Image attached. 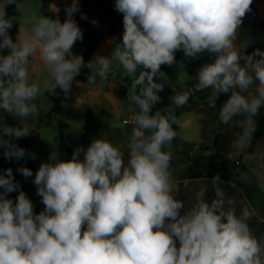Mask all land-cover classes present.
Returning a JSON list of instances; mask_svg holds the SVG:
<instances>
[{
	"label": "clouds",
	"instance_id": "clouds-1",
	"mask_svg": "<svg viewBox=\"0 0 264 264\" xmlns=\"http://www.w3.org/2000/svg\"><path fill=\"white\" fill-rule=\"evenodd\" d=\"M25 3L0 0V110L22 121L12 126L0 119V149L7 160L25 157L26 150L13 141L27 137L31 131L23 121L40 114L35 101L41 89L30 75L36 56L51 77L48 91L59 88L66 96L82 67L94 84L97 76L107 79L116 61L132 77L128 98L139 111L126 163L102 136L76 149L70 160L50 154L33 180L44 205L39 214L25 192L19 191L15 202L8 198L20 188L12 169L0 173V264H264V235L251 230L247 207L237 214L219 173L210 181L214 196L206 199L208 189L200 188L182 214L184 204L173 194L172 154L165 150L177 137L173 126L179 121L174 112L150 114L164 87L155 78L167 80L161 66L175 64L177 51L188 59L215 54L214 62L198 69L191 87L169 98L171 105L183 107L196 93L212 90L208 106L215 108L219 95L230 93L219 108V122L241 117L242 131L230 146L238 152L250 147L249 126L264 107V51L241 55L235 42L253 0H115V10L123 14L122 40L110 56L95 55L86 65L72 53L83 39L73 19L79 0L65 7L63 22L55 4L49 6L55 19L33 13L26 21L30 30L21 34L19 27L13 40L9 32L17 19L6 9L20 12ZM127 123L117 120L111 127ZM18 171L32 176L27 167ZM239 179L250 183L247 172Z\"/></svg>",
	"mask_w": 264,
	"mask_h": 264
},
{
	"label": "rangeland",
	"instance_id": "rangeland-1",
	"mask_svg": "<svg viewBox=\"0 0 264 264\" xmlns=\"http://www.w3.org/2000/svg\"><path fill=\"white\" fill-rule=\"evenodd\" d=\"M52 4H55L59 8L58 18L63 22L66 18L64 9L72 4V0H52L49 6ZM49 6L45 7L42 0H26L25 7L20 12L15 8L12 16H16L17 20L14 21V24L29 31L31 25L26 23V21L30 19L33 13L39 16L45 15V12H49L57 17V14L51 11ZM252 13H255L253 9L245 15L241 24V26H245V35L241 34L239 35L240 38L237 39L236 47L241 55L250 54L249 52H253L255 49L263 51L264 48L260 40L262 33L259 25L255 23L254 16L256 13L254 16H252ZM77 15L79 16V11L74 15L73 19H76ZM81 30L83 32V39L74 44L72 53L82 56L83 60L85 59L84 63H88L85 53L87 50L86 36L89 33L83 29ZM7 52L8 50L5 49L2 54H7ZM177 53L178 51L175 53V64L172 66H161V71L166 74L167 80L165 81L159 77L155 78L156 82L163 84L164 87L162 91L157 93L161 97L160 102L153 106L150 113L154 114L157 110H160L161 114L164 115L174 112L179 121L178 125L173 126L177 132V137L172 142L171 147L165 149L172 154V187L173 189L176 188V193L181 188L182 193L185 195L183 204L184 212H186L195 203V195L200 188L205 187L208 189L206 199L210 200L214 196L210 183L211 178H191L194 174L205 175L212 168L221 170V173L226 172L230 174V181L224 182L222 185L226 196L233 199L234 204L232 207L235 208L237 214L240 213L243 207L249 209L251 212V219L248 222L249 226L253 233L257 237H260L262 236L261 231L264 235V168L261 167V164H264V135L256 141L254 149L249 153L242 155L243 152L232 149L230 146L232 141L242 131L240 128L242 118L236 117L228 124L220 123L218 112L225 101L220 102V104L216 103L215 108H210L208 106V97L212 95V90L196 93L195 96L190 97L188 103L183 107L176 108L174 105H171L169 98L175 92L186 91L191 87L194 83L193 77H195L198 69L205 63L214 62L216 58L215 54H209L208 52L199 54L195 59H188L184 54L176 58ZM241 63L243 64V61ZM82 68L85 69V67ZM111 68L112 71L107 79L102 80L97 76L94 84L89 83L88 80H83L76 87H72L66 96L59 88L55 90V93L48 91L47 83L51 77L44 65L36 63L37 71L35 76L31 77L32 82L36 83L41 89V95L35 101L40 108V114L39 116H29L25 120L31 133L29 134L28 146L25 148L26 155L23 158L24 160L33 159L32 155L34 154V159L47 163L53 151L59 154L61 160H70L71 158L66 153V145L63 142L61 134L64 138H67L70 129H74L70 132L72 136L69 140L73 152L81 147L86 149L93 139L102 136V138L110 141L123 153L125 163L127 162V144L135 124L129 123L122 128L111 127L112 123L117 120L110 101L103 93L106 91L108 83L111 81L112 85H114V88L109 90V97L118 104H124L127 115L129 113L135 114L139 111V108L128 98V88L132 77H128L119 68L116 61H112ZM141 70L138 68L137 74ZM88 74L90 75V71ZM53 98L60 99V113L58 115H55L52 111ZM195 104L198 106L193 107ZM130 108L135 109V112L130 111ZM4 113L3 110H0V119ZM8 115L17 118L13 114ZM54 117L57 119V122L62 124L63 132L57 130L55 127L52 129H42L37 132L34 131L38 118H43L41 123L38 120L37 125L40 126L44 125L46 121H55ZM19 121L22 122L21 120ZM254 127L255 124L253 122L249 126V131L252 132ZM241 155L242 164L254 173L257 178L256 181L250 178V183H242L239 179L240 172L238 166L229 163L230 161L239 159ZM80 159H83V153L80 154ZM11 169L15 182L21 186L29 184L15 165H12Z\"/></svg>",
	"mask_w": 264,
	"mask_h": 264
},
{
	"label": "trees",
	"instance_id": "trees-1",
	"mask_svg": "<svg viewBox=\"0 0 264 264\" xmlns=\"http://www.w3.org/2000/svg\"><path fill=\"white\" fill-rule=\"evenodd\" d=\"M43 5L45 7L49 6L50 0H42ZM115 4V0H91V1H80L79 2V11H80V15L82 17L86 16L87 19H74L76 21V23L78 24V26L80 27V29H82L83 27H87V26H91V27H98L102 24V22L104 21L105 18H110L115 20L118 23H123V14L119 13L118 11L115 10L114 7ZM15 10L14 6H8L6 11L8 13L9 16L13 15V12ZM45 15L50 17V18H57L55 17L52 13L49 12H45ZM96 16L95 19H93V17ZM95 20L97 21V24H93L92 21ZM10 36L13 38V40H15V27L13 25V28L10 30L9 32ZM86 46H87V50L85 55L89 54L92 50V44H91V40L89 35L86 36ZM183 53V51H178V53L176 54V58H179ZM229 94H222L218 99H216V103L220 104L221 101H226L229 98ZM53 102V112L57 113L58 109H59V104H60V99L59 98H53L52 99ZM198 105L195 104L193 107H197ZM192 109V108H191ZM52 112V113H53ZM1 119H3L4 122L8 123L9 125L14 126L15 124H19L20 122L18 120H16L14 117L8 115L7 113H4L3 116L1 117ZM43 121V118H40L39 123H41ZM254 130L251 132L252 134V141H251V145L248 149H246L245 151H243V154L249 153L251 152L254 147H255V143L256 141L262 137V135L264 134V113H263V107L260 109V113L257 117L254 118ZM44 125H49V122L46 121L44 123ZM57 127L59 128L60 126L57 125ZM61 137L63 139V142L66 145V153L70 154V148L68 145V141L64 138V136L61 134ZM13 143L17 144L19 147L21 148H26L28 146L29 143V135L27 137H23L20 138L18 140H14ZM242 155L239 159L237 160H233L230 161L229 163L238 166L239 168V172L241 173L243 172H247L249 174V178L253 179L254 181L257 180L256 176L254 175V173H252L251 171H249L247 168H245V166L242 164L241 159H242ZM12 165H15V167L17 169L21 168V167H27L29 169L32 170V176L27 177L26 180L31 183L33 186V180L35 178V173L38 170L39 166L41 165V162L37 159H30L28 161L24 160L23 158L20 160H16L13 159L11 161L7 160L4 156H3V149H0V173H3L5 170L11 168ZM221 171V170H220ZM219 170H217L216 168H212L208 173H206L205 175L202 174H194L191 178H195V179H199V178H212L213 175L219 173L221 179L224 182H229L231 179L230 174L224 172L221 173ZM223 172V171H222ZM19 191H23L26 193V195L30 192V189L27 187H23L20 186V188L17 191H14L12 193L8 194V198L12 199L15 202V199L19 193ZM175 198L184 202L185 200V195L182 193L181 188H179L178 192L175 195ZM184 212V208L182 209V214ZM261 235H263V232L261 231Z\"/></svg>",
	"mask_w": 264,
	"mask_h": 264
},
{
	"label": "crops",
	"instance_id": "crops-1",
	"mask_svg": "<svg viewBox=\"0 0 264 264\" xmlns=\"http://www.w3.org/2000/svg\"><path fill=\"white\" fill-rule=\"evenodd\" d=\"M80 1L81 0H79V2ZM51 2H52V0H50L49 4H51ZM251 9H253V11L256 13V14L254 13L255 14V16H254L255 17V23L257 25H259V29L262 33L260 40H261L262 46L264 47V0H253V3L251 5ZM95 18H96V16L93 17V19H95ZM76 19H81L80 11H79V16ZM243 20H244V18H243ZM14 27H15V39H16V36L18 35L20 26H18L17 24H14ZM20 29H21V34H23L24 32L27 31V30L23 29L22 27H20ZM82 29L85 30L87 33H89V37H90L91 44H92L91 52L85 56V58L88 61L91 60L95 55L109 56L111 54L110 52L113 50L114 46L122 39V34L124 31L123 23H118L115 20L110 19V18H105L104 21L102 22V24L98 27L87 26V27H83ZM241 34L245 35V26L240 25L237 39L240 38L239 35H241ZM237 41L238 40H236V42H235L236 45H237ZM247 51L249 52L248 49H247ZM263 51H264V48H263ZM249 53L251 54L252 52L250 51ZM37 62L42 64V66L44 65V62L39 58V56L32 58L30 61V64H31L30 75L31 76H35V73L37 71L36 70V63ZM86 64H87V62H85V65ZM89 71L90 70L89 69L87 70V67H85V69L82 68L80 74L75 77L73 84H72V87H76L79 84V82H82L83 80H88L89 74L87 75V73ZM50 80H51V78H50ZM111 88L113 89L114 85H112V82L110 81L107 85L106 91H104L103 93L108 98V100L110 101L111 107H113V111H114L116 120H118L119 122L122 123V122L128 120L131 115H135V114L129 113L127 115V112H125L126 106L124 104L123 105L118 104L111 97H109V90ZM59 113H60V108L57 111V113H55V115H58ZM263 113H264V107H263ZM15 119L18 121L20 120L17 118H15ZM38 120H40V118L37 119V124H38ZM55 121H53V122L49 121L48 126L47 125L38 126L36 124L34 131L37 132V131H41L42 129H52L55 127L57 130L63 132L62 124L57 122L56 118H55ZM23 122H26V121H23ZM133 124H134V121H133ZM57 125H59L60 127L58 128ZM73 130L74 129H70L69 134L67 135L69 138L65 137V139L68 141V145L70 148V154H68V156L70 158L73 155V149L70 147L69 140L71 139L70 137L72 136V134H70V132H72ZM73 134L75 135V133H73ZM37 160H39V159H37ZM63 160H66V159H63ZM39 161L41 162V164L45 163V162H42L41 160H39ZM22 186L30 189V192L27 194V197L32 201V203L34 205V212L36 214H39L44 209V205L41 202V197H39L37 195L36 186H33L31 183L25 184ZM173 190H174L173 194L175 196L177 190H176V188ZM0 191H2V189H0Z\"/></svg>",
	"mask_w": 264,
	"mask_h": 264
},
{
	"label": "built area",
	"instance_id": "built-area-1",
	"mask_svg": "<svg viewBox=\"0 0 264 264\" xmlns=\"http://www.w3.org/2000/svg\"><path fill=\"white\" fill-rule=\"evenodd\" d=\"M251 11H252V9H251ZM252 16H254V13H252ZM133 117H134V115H131L130 118L128 120H126L128 122L127 124L133 123Z\"/></svg>",
	"mask_w": 264,
	"mask_h": 264
}]
</instances>
